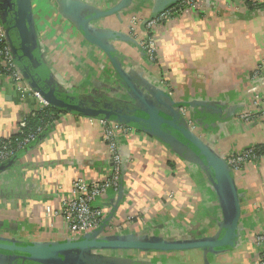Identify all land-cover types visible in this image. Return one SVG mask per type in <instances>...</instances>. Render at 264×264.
Listing matches in <instances>:
<instances>
[{"label":"crops","instance_id":"1","mask_svg":"<svg viewBox=\"0 0 264 264\" xmlns=\"http://www.w3.org/2000/svg\"><path fill=\"white\" fill-rule=\"evenodd\" d=\"M75 1L107 9L120 0ZM200 3L156 29L158 64L154 66L148 65L138 46L144 24L133 35L127 12L152 18L155 0H135L122 17H110L100 26L125 37L109 44L139 88L145 94L164 91L176 103L190 107L205 121L198 123L197 133L227 158L264 144V121L245 123L240 118L245 111L257 117L264 110V0ZM59 8L57 0H33L40 54L35 46L32 54L45 63L46 68L42 66L55 88L72 97L102 92L123 97L106 55L87 43ZM37 106L35 98L18 93L11 81L0 80V139L15 134L18 124ZM104 133L100 118L67 113L43 142L0 174V211L5 213L0 226H10L6 237L25 242L71 238L56 212L61 199L71 194L75 179L110 176L113 163ZM119 147L127 157L124 198L111 222L123 225V234L184 240L217 231L216 222L222 217L219 203L198 166L141 131L122 135ZM235 178L242 198L241 236L235 249L217 255L202 250L140 253L137 262L254 264L255 236L264 230V157L250 162ZM118 197L110 190L105 202L115 204ZM107 232L111 231L107 228ZM59 236L63 239L57 240Z\"/></svg>","mask_w":264,"mask_h":264},{"label":"water","instance_id":"2","mask_svg":"<svg viewBox=\"0 0 264 264\" xmlns=\"http://www.w3.org/2000/svg\"><path fill=\"white\" fill-rule=\"evenodd\" d=\"M1 1L0 21L5 28L13 54L19 55L21 52L20 62L25 60L28 63V68L23 71L30 76L29 83L33 89L40 92L50 105L67 109L69 113L127 125L132 122L140 125L141 132L159 140L178 157L202 170L217 197L222 217L216 222L217 231L213 235L200 238L175 240L139 233L107 232L124 198L127 157L122 155L123 177L117 192L119 197L115 204H107V207L111 208L110 215L97 230L81 238L62 241L25 242L0 234V264H14L16 261L20 264H143L137 262V254L202 250L204 253L217 255L235 249L241 236L242 215V198L235 175L226 157L207 144L199 132L195 133L189 129L180 107L186 106L189 109L198 128L199 124H204L205 121L194 115L187 105L176 103L164 91L153 89L145 94L133 76L124 69L109 44L110 40H124L125 37L100 26L102 21L110 17H122L135 0H120L107 9L88 7L75 0H57L62 15L81 37L106 55L115 73L114 80L123 94L121 98L109 97L105 92L94 97H72L56 89L49 76L40 84L35 77L43 64L32 54L34 46L35 52L40 54L33 0ZM180 1L155 0L152 18ZM85 11L90 13L86 14ZM127 13L129 15L133 12L130 10ZM13 30L18 35L19 48L12 41L10 32ZM130 40L137 43L133 37ZM43 66L46 68L45 63ZM29 68L34 72H30ZM151 91L155 93L152 94ZM190 106L194 107L192 104ZM121 251H129V254L123 257Z\"/></svg>","mask_w":264,"mask_h":264},{"label":"built area","instance_id":"3","mask_svg":"<svg viewBox=\"0 0 264 264\" xmlns=\"http://www.w3.org/2000/svg\"><path fill=\"white\" fill-rule=\"evenodd\" d=\"M200 2L201 0H181L178 5L163 11L154 18H144L136 13L128 15L127 22L130 24V32L133 35L137 36L139 27L144 24V35L138 41V46H140L143 51L145 61L148 65L154 66L158 64V47L154 38L156 29L185 10L199 8L201 6ZM0 80L11 81L18 93L23 96L30 95L35 98L38 101L36 110L50 105L40 92L31 87L30 83L19 69L1 21ZM180 112L186 118L189 129L197 133L198 127L191 117L192 115L189 109L186 106H182L180 107ZM240 118L245 123H253L257 120L264 121V110L260 109L257 117L252 112L245 111ZM22 123H24V121H21V124ZM101 123L105 128L104 141L109 147L113 163L111 174L105 179H75L72 183L71 194L61 199L56 213L64 219L68 234L71 238H81L97 230L103 224L106 214L109 211L105 202L107 193L110 190L118 192L123 177V156L119 147L120 137L122 135L127 136L137 131L136 128L130 125L112 120L101 119ZM11 136L4 139H9ZM35 138V135L28 136L21 143L19 148H24L27 144L33 142ZM257 150L255 146L249 147L226 158L235 176L241 173L250 162H258L264 157V150L260 154H258ZM14 155L15 150L8 144H3V146L0 147V166ZM109 231L121 234L124 228L123 225L113 223ZM255 244L258 248V252L254 264H264V230L256 233Z\"/></svg>","mask_w":264,"mask_h":264},{"label":"trees","instance_id":"4","mask_svg":"<svg viewBox=\"0 0 264 264\" xmlns=\"http://www.w3.org/2000/svg\"><path fill=\"white\" fill-rule=\"evenodd\" d=\"M178 5V4H176ZM176 5L170 7L173 8ZM169 9V8H168ZM166 9V10H168ZM157 14L156 16H158ZM12 41L16 47L19 48V38L17 33L13 30L10 32ZM11 47V46H10ZM22 55L21 52H19V55L13 54L19 69L24 74L25 78L28 82H31L30 76L23 71L24 68H28L27 61L20 62L19 56ZM30 72H34L31 68H29ZM48 71L45 70V68L41 65V68L38 69V72L36 73V77L41 83L42 80L47 78ZM106 108V107H105ZM69 113L67 109L55 107L52 105H49L45 108L35 109L30 114H28L24 118V123L21 124V122L18 124V131L13 134L9 139H0V147L3 146V144H8L11 148L15 150V155L6 161L3 165L0 166V174L5 172L11 164L18 161L21 156L28 153L29 150L32 148L38 146L41 142H43L46 137L48 136V133L52 129L54 123L60 119L61 116ZM73 114V113H72ZM79 115V114H76ZM105 118L104 116H101ZM130 126L137 129L138 132L141 131V126L137 123H130ZM30 135H35V140L29 144H27L24 148L20 149L21 143ZM258 150V154L262 153L264 150V144H259L255 146Z\"/></svg>","mask_w":264,"mask_h":264},{"label":"rangeland","instance_id":"5","mask_svg":"<svg viewBox=\"0 0 264 264\" xmlns=\"http://www.w3.org/2000/svg\"><path fill=\"white\" fill-rule=\"evenodd\" d=\"M2 177L3 176H0V180H2ZM5 177V176H4ZM2 187V184L0 185V188ZM5 217V213H3L2 211H0V219ZM0 234H3V235H9L10 234V226H0ZM59 234V233H58ZM112 234V233H111ZM58 236V235H57ZM58 239H63V236H59ZM59 241H62V240H59ZM121 256L123 257H127V255L129 254V251H121L120 252ZM137 258V257H135Z\"/></svg>","mask_w":264,"mask_h":264},{"label":"flooded vegetation","instance_id":"6","mask_svg":"<svg viewBox=\"0 0 264 264\" xmlns=\"http://www.w3.org/2000/svg\"><path fill=\"white\" fill-rule=\"evenodd\" d=\"M1 2H3V0L1 1ZM12 25V24H11ZM10 24H9V26H11ZM105 107V106H104ZM14 264H20L18 261H16Z\"/></svg>","mask_w":264,"mask_h":264}]
</instances>
